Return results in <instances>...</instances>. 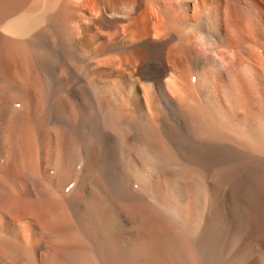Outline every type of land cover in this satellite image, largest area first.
I'll use <instances>...</instances> for the list:
<instances>
[{
  "label": "bare ground",
  "instance_id": "obj_1",
  "mask_svg": "<svg viewBox=\"0 0 264 264\" xmlns=\"http://www.w3.org/2000/svg\"><path fill=\"white\" fill-rule=\"evenodd\" d=\"M0 264H264V0H0Z\"/></svg>",
  "mask_w": 264,
  "mask_h": 264
}]
</instances>
